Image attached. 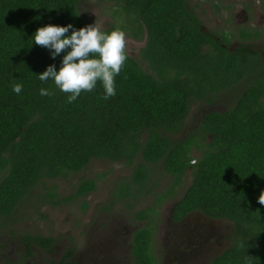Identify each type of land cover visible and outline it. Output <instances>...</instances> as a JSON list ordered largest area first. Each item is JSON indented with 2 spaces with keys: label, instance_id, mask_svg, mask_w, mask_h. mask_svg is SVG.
Listing matches in <instances>:
<instances>
[{
  "label": "trees",
  "instance_id": "16d2710c",
  "mask_svg": "<svg viewBox=\"0 0 264 264\" xmlns=\"http://www.w3.org/2000/svg\"><path fill=\"white\" fill-rule=\"evenodd\" d=\"M81 0H0V219L17 211L31 190L46 178L78 172L93 158L123 161L132 167L112 191L113 200H138L153 193L156 202L133 212L146 221L133 236L135 264H154L151 217L163 200L175 195L187 172L190 183L178 196L173 218L200 210L234 223L231 244L209 264H264V59L250 44L227 47L226 36L203 29L187 0H113L121 5L129 32L146 33L140 50L145 67L127 50L115 76L116 94L103 99L97 82L69 103L67 93L38 73L59 67L63 51L31 43L46 23L85 25ZM123 28H126L122 26ZM108 29L106 31H109ZM71 29H69V32ZM242 31V39L260 38ZM250 81L223 110H210L183 137H175L195 100L213 102L217 94ZM242 81V82H241ZM22 85L19 94L11 90ZM51 91L41 96L39 88ZM160 164L162 172L153 171ZM169 176L158 191L160 180ZM96 187L83 177L69 195L46 196L56 204L87 195ZM22 241L52 246L55 237L24 233ZM73 249L59 262L75 264Z\"/></svg>",
  "mask_w": 264,
  "mask_h": 264
},
{
  "label": "rangeland",
  "instance_id": "374dc122",
  "mask_svg": "<svg viewBox=\"0 0 264 264\" xmlns=\"http://www.w3.org/2000/svg\"><path fill=\"white\" fill-rule=\"evenodd\" d=\"M187 2L202 20L203 29L215 33L218 38L226 36L229 39L227 47L234 50L245 41L253 50L261 51L264 59V0H187ZM79 9L86 24L95 23L103 31L108 29L123 31L125 49L145 67L146 63L139 54L146 43V33L142 34L141 38L131 35L129 27H126L128 24L121 5L113 0H81ZM249 30L259 31L260 38L242 39V31ZM249 81L250 78H246L237 86L217 94L213 102L195 100L175 137H183L188 129L194 128L205 112L223 110L232 105L235 97ZM153 171L162 172L161 165L156 164ZM131 172L132 167L123 161L93 158L81 171L69 172L55 179L46 178L40 182L30 191L11 218L6 219L4 223L0 219V264H16V259L23 250L19 238L28 232L54 236L57 243L52 255L34 247L32 264H47L50 257H56L69 247L75 248L79 264H130L132 236L134 231L143 225V221L134 218L133 212L156 202L153 193L146 192L142 193L137 201L113 200L112 191L115 184L129 176ZM83 177L96 181L95 189L87 195L59 204L46 196L51 192H56L58 198L71 194ZM168 179L169 176L162 178L161 185L156 189L162 190ZM190 180L191 173L187 172L175 195L165 198L158 207L160 221L155 224L157 229L153 252L162 253L165 258H170L173 254L167 248V236L175 230L168 221L169 211L174 198L184 191ZM198 217L202 218L195 213L190 219ZM210 223L212 225L210 239H201V248L210 250L208 259H212L228 247L234 235V223L231 220L222 218ZM190 230L194 234L198 232L197 227H190L186 231L190 236ZM183 239L187 240V237L184 236ZM187 246L190 250L194 247L190 244ZM182 256L185 258V255ZM178 261L179 264L182 263V260Z\"/></svg>",
  "mask_w": 264,
  "mask_h": 264
},
{
  "label": "clouds",
  "instance_id": "9594fccd",
  "mask_svg": "<svg viewBox=\"0 0 264 264\" xmlns=\"http://www.w3.org/2000/svg\"><path fill=\"white\" fill-rule=\"evenodd\" d=\"M31 37V43L49 49L52 58L63 51L59 67L47 65L38 73V79L51 80L56 89L68 94L66 100L69 103L82 91L91 92L97 82L103 89V99L116 94L114 78L127 59L123 31H103L95 23L79 28L71 22L63 25L46 23L38 26ZM21 88L20 83L11 86V90L17 94ZM38 91L41 96L51 95V91L44 87ZM256 199L264 205V189H261Z\"/></svg>",
  "mask_w": 264,
  "mask_h": 264
},
{
  "label": "flooded vegetation",
  "instance_id": "af4514ba",
  "mask_svg": "<svg viewBox=\"0 0 264 264\" xmlns=\"http://www.w3.org/2000/svg\"><path fill=\"white\" fill-rule=\"evenodd\" d=\"M254 51H257V50H254ZM259 52L262 54L261 51H259ZM174 199L175 200L173 202L172 208L169 211L168 221H170L169 223L171 226L175 227V230L170 232L167 236L168 237L167 238V248L173 254H172V257L165 258V256L162 255V253L156 254V252H154V255L156 257V261L154 264H165V263L166 264H179L180 262L178 260H182L181 264H195V263L196 264H209V262L214 257H212V259H208V256L210 254V250L208 248H201L202 247L201 239H203V238L210 239V236H211L210 235V229L212 227L210 221H215V220L222 219V218L211 217V216L206 215L205 213H203L200 210H195V211L188 212L181 219L175 220L173 218L172 214H173V207H174L175 202L178 199V197H176ZM159 213L160 212L158 211L157 213H155L154 215L151 216V217L156 216L155 218H157V220L155 222H153L154 230L157 229V227H155V224L158 222V220L160 221ZM195 213H198L202 218L198 217V218H191L190 219L191 215H193ZM137 221L142 222V220H137ZM145 224H146V221H143V225H145ZM176 227H178L180 229H177ZM190 227H193V228L197 227L198 228L197 234H194L193 231L190 230L191 236L188 235L186 233V231ZM135 231H134V233H135ZM134 233H133V236H134ZM154 235H155V232H154ZM46 236H51V235H46ZM133 236H132V241H131L130 264H135L134 263V256H133ZM184 236L187 237V240L183 239ZM21 237H22V235L20 236L19 240L23 246V250L19 254V256L17 257L16 264H32L34 262V261H32V259L34 260V251H33L34 247L38 248L42 252L50 254V255L54 254L55 249L57 247L56 240L52 246H41V245H37V244L33 243V244H30L29 247H27V245H25L23 243ZM52 237H54V236H52ZM153 241H154V238H153ZM55 244H56V246H55ZM188 244L193 245L194 246L193 249L190 250L189 249L190 247L187 246ZM180 246L184 247L185 249H182ZM69 248L74 250V255L72 256V259H74L75 264H79L77 257H76L75 248H72V247H69ZM69 248H67L66 250H68ZM167 248H166V253H168ZM65 251L64 252L62 251L56 257H50L48 260L49 262L47 264H53L54 262H59L61 257L65 254ZM162 252L165 255L164 251H162ZM182 255H185V258Z\"/></svg>",
  "mask_w": 264,
  "mask_h": 264
}]
</instances>
